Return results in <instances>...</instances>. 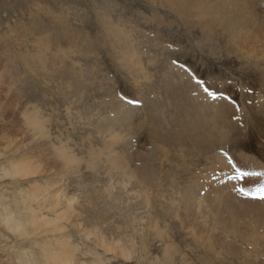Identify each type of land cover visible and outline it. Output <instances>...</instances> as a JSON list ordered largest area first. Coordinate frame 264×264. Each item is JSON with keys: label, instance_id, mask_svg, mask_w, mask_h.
Returning a JSON list of instances; mask_svg holds the SVG:
<instances>
[{"label": "rangeland", "instance_id": "1", "mask_svg": "<svg viewBox=\"0 0 264 264\" xmlns=\"http://www.w3.org/2000/svg\"><path fill=\"white\" fill-rule=\"evenodd\" d=\"M173 1L0 0V264H264V0Z\"/></svg>", "mask_w": 264, "mask_h": 264}, {"label": "bare ground", "instance_id": "2", "mask_svg": "<svg viewBox=\"0 0 264 264\" xmlns=\"http://www.w3.org/2000/svg\"><path fill=\"white\" fill-rule=\"evenodd\" d=\"M161 2H163L164 3V5H167L168 7H170L168 4L170 3H172V7L174 8V4H173V0L171 1V0H160ZM225 2L224 0H219V3L218 4H216L215 5V7H213V8H211V7H209V5H208V0H204L203 2V8H202V10H199V12H198V16L199 17H202V18H204V17H206L207 19H208V21H209V23L212 25V27H216V26H219V25H222V23H221V21H223V20H226V18H227V20L229 21V23L230 24H233L234 25V23H236V22H233L234 21V19H236L234 16H230L228 13V11L227 10H225V7H224V5H223V3H221V2ZM230 1V0H229ZM233 1V0H232ZM160 2V3H161ZM233 2H235L234 4V7H235V9H237V8H239L240 7V10L239 11H237L236 10V12H234V13H232V14H236V13H240V14H243V13H246L248 10H250L249 9V7H250V5H251V0H234ZM227 3H228V1H227ZM230 7V6H229ZM233 7V6H232ZM171 8V7H170ZM228 8V7H227ZM172 9V8H171ZM177 10L179 9L178 7L176 8ZM179 11V10H178ZM218 13V14H217ZM211 14H214V18L213 17H210V15ZM216 14H217V16H216ZM228 14V15H227ZM190 16L192 17V15L190 14ZM189 17V16H188ZM229 17H231V19L229 18ZM216 18V19H215ZM185 21V20H184ZM263 24H264V22H263ZM237 44V43H236ZM125 45H126V43H125ZM234 45H235V41H234ZM127 46V45H126ZM125 46V47H126ZM258 64V63H257ZM260 65V64H259ZM259 68V67H258ZM261 78H264V72L262 73V77ZM263 81V80H262ZM221 94H223V93H221ZM224 96V95H223ZM228 96V95H227ZM226 97V96H225ZM222 103V102H221ZM229 113H230V111L227 113V117H226V114H224V112L223 111H221V110H219V112H218V115H217V117L215 118V122H214V124H216V126H218V127H223V123H224V121L225 120H227V118H228V115H229ZM34 120V119H33ZM31 121V120H30ZM35 121V120H34ZM31 123L32 124H34V123H36V125L38 124L39 125V123L38 122H32L31 121ZM188 123V122H187ZM32 126V125H31ZM30 126V127H31ZM195 127H196V125H194ZM226 126V125H225ZM215 127V126H214ZM30 130V129H29ZM224 131V130H223ZM221 143V142H220ZM58 207H60V205L59 206H57V205H55V207L54 208H58ZM68 207V206H67ZM53 208V209H54ZM65 213H66V211H65ZM1 216H2V220H3V224H4V226L6 227V229L8 230V231H14V232H16V234L18 233V235L20 236V237H24V236H26L27 235V231L25 230V228L26 227H24L23 226V224L21 223V222H19V221H16V220H14L13 218H12V216H11V214L9 213V211L8 210H6L3 214H1ZM33 216V217H32ZM31 218L32 219H30V222L32 221V223H33V226H34V230L35 231H37L38 229H36L37 227H35V225H37L38 223H37V221L40 219V220H44L43 218H41L40 216H37V215H35V213H32V215H31ZM54 224V221H47V222H45V224L47 225H49V224ZM23 226V227H22ZM38 226H40V225H38ZM40 229V228H39ZM28 238V237H27ZM66 245V244H65ZM63 247V246H62ZM62 250H60L61 252L60 253H58V254H54V253H52V254H50V259H46V262H47V264H82V263H77L76 262V260H75V257H73V255H70V256H67L69 253L67 252V247H63V248H61ZM46 253V252H45ZM46 254H49V253H46ZM11 257V256H10ZM34 257V256H33ZM8 258V257H7ZM14 259V258H13ZM12 259V260H13ZM15 260H16V262H17V264H40L39 262H38V260L37 261H33V262H31L29 259H28V255H27V253L25 252V251H22L21 250V252H19V254L16 256V258H15Z\"/></svg>", "mask_w": 264, "mask_h": 264}, {"label": "snow or ice", "instance_id": "3", "mask_svg": "<svg viewBox=\"0 0 264 264\" xmlns=\"http://www.w3.org/2000/svg\"><path fill=\"white\" fill-rule=\"evenodd\" d=\"M212 95L214 96L215 94L212 93ZM244 175H246V173H240L241 178H243ZM241 191H243V189H241ZM259 191H260L262 194H264V186H261V188L259 189ZM262 198H264V197H262Z\"/></svg>", "mask_w": 264, "mask_h": 264}]
</instances>
